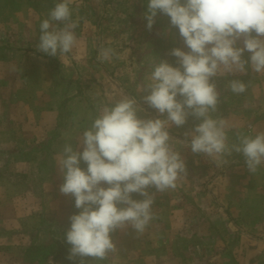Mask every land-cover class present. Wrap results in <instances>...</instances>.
Listing matches in <instances>:
<instances>
[{
    "label": "rangeland",
    "instance_id": "obj_1",
    "mask_svg": "<svg viewBox=\"0 0 264 264\" xmlns=\"http://www.w3.org/2000/svg\"><path fill=\"white\" fill-rule=\"evenodd\" d=\"M55 2L0 0V264H64L48 249L55 239L69 254L64 234L79 211L74 198L59 191L64 144L76 148L90 114L125 95L147 110L141 117H157L140 100L142 87L154 63L177 66L170 51H187L166 15L158 13L153 28H146L147 0H72L73 18H80L78 43L63 57L48 56L36 46L39 24ZM101 47L116 55L101 62ZM232 79L247 90L232 93ZM213 80L220 102L211 115L227 122L229 145L238 143L237 133L264 132V72L249 68ZM198 123L189 116L170 135L183 140ZM173 146L187 174L175 189L155 194L154 219L145 232L117 230L116 252L105 260L87 257L85 264H264V165L252 174L233 152L215 167L178 142ZM69 262L79 264V258Z\"/></svg>",
    "mask_w": 264,
    "mask_h": 264
},
{
    "label": "clouds",
    "instance_id": "obj_2",
    "mask_svg": "<svg viewBox=\"0 0 264 264\" xmlns=\"http://www.w3.org/2000/svg\"><path fill=\"white\" fill-rule=\"evenodd\" d=\"M71 4L72 0H56L40 22L39 52L63 57L76 47L80 18H73ZM158 13L170 18L187 48L170 51L177 66L165 60L154 63L142 87L140 100L158 116L141 117L139 113L147 110L127 95L102 105L90 114L91 124L77 147L65 143L58 161L63 176L59 191L74 198L79 210L69 217L64 234L70 245L67 258H79V264L87 257L105 260L116 252L112 234L117 230L145 232L154 219L155 194L175 189L187 174L173 141L215 167L226 164L233 152L242 155L252 174L264 165V132L237 133L238 143L229 145L227 122L211 115L220 102L214 77L247 74L249 68L264 72V0H147L148 30ZM115 55L111 47H101L98 59L109 61ZM227 88L242 94L247 84L232 79ZM189 116L200 123L185 132L183 140L171 136L169 130L185 125ZM133 193L143 198L134 199Z\"/></svg>",
    "mask_w": 264,
    "mask_h": 264
},
{
    "label": "trees",
    "instance_id": "obj_3",
    "mask_svg": "<svg viewBox=\"0 0 264 264\" xmlns=\"http://www.w3.org/2000/svg\"><path fill=\"white\" fill-rule=\"evenodd\" d=\"M49 254L55 255V256H62L64 259V264H70V260L68 257V251L66 250L65 246L61 244L60 241L53 239L52 242L48 245ZM93 264V263H90Z\"/></svg>",
    "mask_w": 264,
    "mask_h": 264
}]
</instances>
